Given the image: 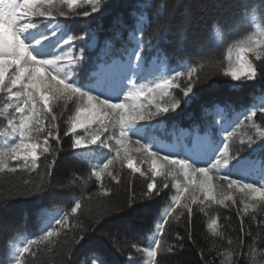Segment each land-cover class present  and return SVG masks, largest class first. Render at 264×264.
<instances>
[{
  "label": "trees",
  "instance_id": "1",
  "mask_svg": "<svg viewBox=\"0 0 264 264\" xmlns=\"http://www.w3.org/2000/svg\"><path fill=\"white\" fill-rule=\"evenodd\" d=\"M24 7L30 20L44 8L48 33L63 27L54 44L68 36L48 65L63 66L61 82L45 69L39 75L48 112L29 82L0 87V264H264V43L250 57V78L233 79L226 60L264 29V0H27ZM89 56L151 61L160 71L136 105L103 111L102 165L73 148L100 122L72 131V107L59 96L76 86L91 103L71 85ZM200 125L217 130L225 147L195 201L184 204L195 187L186 164L177 172V162H167L159 177L127 166L130 154L153 158L143 152L144 134L157 141L154 132L167 131L182 142ZM123 133L136 140L130 148ZM22 140L36 144L35 159L12 156ZM229 184L239 190L228 195Z\"/></svg>",
  "mask_w": 264,
  "mask_h": 264
},
{
  "label": "rangeland",
  "instance_id": "2",
  "mask_svg": "<svg viewBox=\"0 0 264 264\" xmlns=\"http://www.w3.org/2000/svg\"><path fill=\"white\" fill-rule=\"evenodd\" d=\"M3 32L5 34L0 33V39L3 44L9 45L7 43V38H13L15 34L14 29H4ZM264 38V33H263ZM260 38L253 37L249 38V40L242 43L239 47L233 49L229 55H228V71L234 78H239L242 76H251L252 74V68L248 62V57L250 52H254V49L256 45L258 44ZM3 54L0 53V83L4 87H8L12 84H15V82L11 81L9 76H7V73L9 71L10 65L9 61H7L5 58H2ZM39 73V69L37 66L34 65H24L20 67V74L22 78L26 80H34L36 75ZM40 98L43 100L44 103H46L47 97L40 94ZM69 97H67L68 101ZM129 100L125 98L124 104H128ZM76 115L73 120V129L77 130L80 129L86 125H89L96 121L99 118L101 109L107 104H104V102L98 98L93 99V102L91 105L87 108L78 106V103H76ZM105 126V125H104ZM96 129V135L100 133ZM103 131V130H102ZM95 135V136H96ZM91 143H83L82 141H76V146L78 149H82L85 152H87L89 148H91ZM15 155L17 157H21L24 159H34V148L26 143L21 142L19 146L17 147V150L15 152ZM128 166L135 169H140L139 167L143 166H150V170L154 175H159V172L162 170V166L164 164L163 158L161 156H157V158L151 162L150 165H147L144 161H141V156L137 155H130V157L127 159ZM190 172L195 176V182L199 179L200 175L190 170ZM204 182H206L205 179H202ZM194 198V189L188 190L184 195V204L190 203Z\"/></svg>",
  "mask_w": 264,
  "mask_h": 264
}]
</instances>
